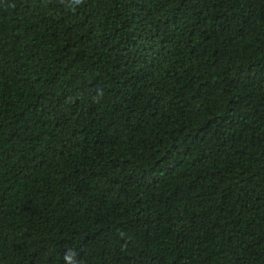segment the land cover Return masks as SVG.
<instances>
[{
    "label": "trees",
    "instance_id": "obj_1",
    "mask_svg": "<svg viewBox=\"0 0 264 264\" xmlns=\"http://www.w3.org/2000/svg\"><path fill=\"white\" fill-rule=\"evenodd\" d=\"M264 264V0H0V264Z\"/></svg>",
    "mask_w": 264,
    "mask_h": 264
},
{
    "label": "clouds",
    "instance_id": "obj_2",
    "mask_svg": "<svg viewBox=\"0 0 264 264\" xmlns=\"http://www.w3.org/2000/svg\"><path fill=\"white\" fill-rule=\"evenodd\" d=\"M76 4H80L82 3V0H75ZM75 255L74 253H72L71 255L66 252L64 255V260L67 262V264H76L75 261L72 260V256Z\"/></svg>",
    "mask_w": 264,
    "mask_h": 264
}]
</instances>
